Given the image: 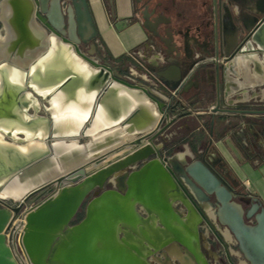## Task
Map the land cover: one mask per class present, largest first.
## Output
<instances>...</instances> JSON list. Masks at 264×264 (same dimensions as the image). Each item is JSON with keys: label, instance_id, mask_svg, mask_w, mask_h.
<instances>
[{"label": "water", "instance_id": "obj_1", "mask_svg": "<svg viewBox=\"0 0 264 264\" xmlns=\"http://www.w3.org/2000/svg\"><path fill=\"white\" fill-rule=\"evenodd\" d=\"M3 1L9 13L6 19L0 17V31L4 30L0 41L5 46L0 55V72L4 67L12 68L19 72L21 82L14 88L1 76L0 121L9 122L16 130L14 136L3 133L0 141V264H16L5 233L18 216V224L24 225L21 243L31 264H153L150 257L168 245L178 246L192 264H212L202 251L200 219L193 224L188 221L193 207L213 231L214 225L179 171L154 142L176 119L172 115L174 96L165 100L149 86L123 77L109 61L101 63L92 58L94 43L90 51L80 48L97 36L88 0ZM148 22L142 25L153 30ZM253 25L251 40L237 54L236 44L224 39L223 52L232 57L223 67L225 73L237 56L252 52L253 42L263 54L264 49L257 46L254 36L258 34L259 40L264 41V20ZM55 45L91 72L90 87L97 86L90 103L92 112L72 137L54 132L57 114L52 99L70 87L73 76L53 78V86L46 92L35 91L28 82L37 75V68L48 59ZM166 51L172 54L171 50ZM170 60L172 64L178 62ZM201 63L185 77L184 70L180 71L178 81L172 84H179L177 93L186 82L190 83L188 79ZM112 88L140 98L151 119L145 121L141 114L138 116L131 102L121 116L117 103L109 102V123L103 125L100 119L97 127H92L98 107L105 103ZM40 109L46 116L38 114ZM213 124L212 115L210 136ZM38 127L44 129L40 136L32 133L24 137V130L35 131ZM24 148L27 152H23ZM182 166V173L207 199L214 197L218 224L232 235L243 261L264 264L262 203L256 197L243 198L246 208L237 202L232 189L204 158L184 161ZM105 185L109 187L104 188ZM10 187L16 190L10 191ZM176 190L190 204L182 197H172ZM40 192L46 195L21 211L23 204ZM176 201L185 205V213L177 208ZM82 206L84 216L74 222Z\"/></svg>", "mask_w": 264, "mask_h": 264}, {"label": "flooded vegetation", "instance_id": "obj_2", "mask_svg": "<svg viewBox=\"0 0 264 264\" xmlns=\"http://www.w3.org/2000/svg\"><path fill=\"white\" fill-rule=\"evenodd\" d=\"M191 1L197 4V10L201 13L198 22L195 21V17L185 16V11L181 8L183 3ZM112 2L114 4V0ZM133 2L142 23L148 22V19L152 21L151 24L148 23L156 33L145 29L151 44L163 54V63L172 64L170 59L178 61L172 64L176 74L170 81L171 84L160 85L168 98L174 96L172 115H176L175 121L186 111H191L190 98L198 96L204 85H210L211 92L217 97V103L210 106L208 113L216 114L218 118L224 117V114L236 118L235 122L229 119L226 121L219 140L235 156L244 160L251 158L264 160V94H262L264 83L250 87L242 85L232 90L226 81L227 73L223 70L232 58L223 52L224 39L227 38L229 43L236 44L235 54L246 47V42L251 40L255 28L253 24L264 20V0H133ZM96 39L97 36L88 44L79 46L86 52L92 49L91 44L94 43L96 53L98 46ZM252 44L254 48L251 51L262 56V51L258 50L254 42ZM167 49L171 50L172 54H168ZM196 51L199 52L197 57ZM105 60L108 61L104 57H99L98 61L102 63ZM198 63L201 64L188 79L190 83L186 82L177 93L179 84L175 87L172 84L178 81L180 71L184 70L182 77H185ZM159 65L158 63L153 67L157 77H160L162 70L156 68ZM112 66L116 67L120 74L128 70L127 65ZM244 95L248 98L243 99ZM215 143V141L208 143L200 151L196 149L195 157L204 158L211 170L234 191L238 184L232 179L231 170L223 157L211 152ZM212 197L209 196L208 200L210 201ZM178 203L186 209L181 201ZM193 210L200 221L204 220L196 208L193 207ZM165 247H161L155 255L160 254L161 249Z\"/></svg>", "mask_w": 264, "mask_h": 264}, {"label": "bare ground", "instance_id": "obj_3", "mask_svg": "<svg viewBox=\"0 0 264 264\" xmlns=\"http://www.w3.org/2000/svg\"><path fill=\"white\" fill-rule=\"evenodd\" d=\"M8 13L9 8L7 4L3 0L0 1V17L2 19H6ZM254 39L257 46L260 49H264V41L259 40L258 34L254 36ZM4 47V44L0 41V55L3 53ZM251 65L253 66L252 69ZM226 72V81L227 84L230 85L232 90H236L242 85L250 87L253 85L263 84L264 52L262 56H259L253 52H247L246 54L237 56L227 66ZM65 74L72 75L73 80L70 87L64 89L59 94L55 95L52 99V104L55 106L54 111L57 114V119H55L53 130L57 134H64L72 137L74 136V134H77L79 132V125L83 121L88 120L89 115L92 112V105L90 106V103L94 98V90L97 89V86L90 87L89 80L91 77V72L84 70L82 65L74 61L67 54L64 48L55 45L48 59L40 64V67L37 68V75L31 78L28 82L35 91L46 92L51 90L53 86V78ZM1 76H3L4 79L9 83V85L14 88L20 85L21 77L19 72L12 68L4 67L0 72V90ZM262 94H264V90L262 91ZM128 98L131 99L135 103V105L140 108V114L145 119V121H149L151 119V113L148 107L140 100V98H136L133 95L126 94L125 92L117 88H112L110 90V94L104 101L105 103H102L98 107L94 117V121L92 123V127H97L100 119L102 120L103 125L109 123L106 103H117L120 108V114L121 116H123L127 110L126 104L128 103ZM247 98L248 96L244 95L243 99ZM33 104L34 103H32V105ZM138 119H140V117H138ZM15 130L16 126H12L9 122L0 121V141H2L4 138L3 133H9L11 136H14ZM24 132L25 138L30 136L32 133L36 136H40L44 132V129L42 127H38L35 129V131L24 130ZM31 142L34 141H30V143ZM35 142L41 143L38 140H36ZM23 152H27V149L24 148ZM186 154H190V152L188 150H185L184 152H177L173 156L169 157V162L177 171H179L182 181L191 191L198 204L203 208L208 218L212 219L215 222L216 226L220 228V225L218 224L217 213L215 209H213L210 201L181 171V168H183L182 165L184 163V156ZM9 190L14 192L16 188L10 187ZM172 197H182L188 204H190L188 199L179 190L174 191ZM197 219L198 216L193 210V212L188 216V221L190 222V224H193L197 221ZM220 234L223 239L227 240L228 242H234L232 235L229 233V231L226 230V228L222 230ZM160 256H162L164 260L161 259ZM160 256L159 254L151 256L150 260L158 264H171L172 260L179 261L180 264H192L190 258H188L185 253L176 245L166 246L165 251L160 252ZM240 264L246 263L242 260Z\"/></svg>", "mask_w": 264, "mask_h": 264}, {"label": "crops", "instance_id": "obj_4", "mask_svg": "<svg viewBox=\"0 0 264 264\" xmlns=\"http://www.w3.org/2000/svg\"><path fill=\"white\" fill-rule=\"evenodd\" d=\"M88 3L97 29V47H101L107 56L104 57L105 54H103L104 56L100 57L106 58L115 66H128L130 63L128 60L130 59L126 53L128 50L136 48L140 51L142 58H144L146 54H152L150 63L152 66L156 65L157 58H159L160 55L159 53H156L149 40L148 32L142 25V20L135 9L133 0H114L115 19L113 21L110 20L108 13L106 12L103 0H88ZM184 15L190 18L195 17L196 22H198L201 17L199 11L197 14L193 13L192 15L188 14V12H184ZM94 52L93 55H91L92 58L99 60V57L96 56L97 52ZM118 57H121V59L118 60ZM169 59L170 58H168V60ZM159 62L160 65L159 67L156 66V68L162 69L161 72L164 74L160 77L165 83H169L172 81V78L176 73L172 69L173 67L171 64L163 63V61ZM151 90L156 92L155 88H151ZM156 93L161 96L160 93ZM127 101L134 105L133 109L138 110V116H140V108L137 107L131 99L128 98ZM191 102L192 101H190V103ZM199 110L201 109L194 108L193 110L191 109V111H186V113L195 111L194 113L198 114L203 122L204 116L200 115L203 114V112H200ZM211 119L212 117L209 119L210 124L208 126V133L210 131ZM199 125L203 128L202 124L199 123ZM223 127L224 123L222 120H219L217 116L214 117L212 136L215 137L217 144L220 143L222 145L224 150L216 143L215 146L220 151V156L223 157L227 166L231 170V177L238 184L237 188L239 186L243 189V191H238L236 194L238 196L242 194L243 198L256 197L264 206V160H244L241 157L232 154L231 151L226 149L224 144L219 140Z\"/></svg>", "mask_w": 264, "mask_h": 264}, {"label": "rangeland", "instance_id": "obj_5", "mask_svg": "<svg viewBox=\"0 0 264 264\" xmlns=\"http://www.w3.org/2000/svg\"><path fill=\"white\" fill-rule=\"evenodd\" d=\"M181 8L188 12V14H197L198 13V6L197 4L191 2L183 3L181 5ZM2 27V24L0 23V28ZM0 34H4V30L0 31ZM105 54L104 50L101 47H97V53L96 56H104ZM151 56L152 54H149L143 58L145 63L148 64L151 62ZM104 57H107L106 54ZM130 64L133 65L131 60H128ZM149 65V64H148ZM151 66V65H149ZM190 100L192 101L189 105L190 109L194 108H200V112H203V114H200L201 116H204L203 122L201 121V118L198 116V114L194 112H185L184 115H182L180 118H178L175 122H173L170 126H168L158 137L154 142L157 145H160L161 147V154L165 157H171L177 152H184L185 150H188L190 152L189 154H186L184 156L185 162H191L193 158L195 157L196 152H194L191 148V143L195 145V148L197 150H203L204 147L208 144L210 137L212 138V141H215L214 136H210L208 133V123L211 115L217 116L213 113H208V109L210 106L215 105L217 103V97L213 92H211V86L210 85H204L203 89H201V92L196 97H191ZM31 112V110H29ZM230 113V111H228ZM39 115L46 116V113L40 109L38 112ZM235 122L236 118L235 116H231L229 114H224V117L219 118V120H222V122L225 124L227 120ZM202 124V126L199 125ZM229 129V128H228ZM187 139L189 142H184L182 139ZM229 138V137H228ZM9 141L8 138H5ZM85 138L82 139L84 141ZM216 142V141H215ZM217 144V143H216ZM219 147H221L223 150L224 148L220 143H218ZM211 152L215 153L216 155H220V151L217 149L216 146H213L211 149ZM193 155V157L191 156ZM109 187V185H105L104 188ZM243 191L242 187L236 188V190L232 191L235 196V200L237 202H240L243 204V206L246 208L248 204L246 205L243 200V195L241 194L238 196L235 192ZM44 196V193L40 192L38 194H35L34 196L30 197L27 201V205L31 204L32 202L39 201ZM92 196V194L90 195ZM248 198V197H247ZM9 204L13 205L14 203L9 201ZM210 203L212 204L213 209H215L216 201L214 197L211 198ZM175 205L178 207V209L182 212H186V209L184 206H182L177 201L175 202ZM84 206V205H83ZM82 206V207H83ZM209 221L215 225L214 229L215 231L211 230L207 223L204 220H201L198 229L201 234L202 240V251L206 254L207 258L210 260L212 264H240V262L243 260L242 256H239L237 254L238 250L234 242L230 243L227 240L223 239L221 237L220 233L222 230L225 229L224 226H220L218 228L215 224V222L208 218ZM218 234V235H217ZM220 236V237H219ZM234 243V244H233ZM166 248V247H165ZM165 248L161 249L162 251H165ZM160 256V254H159ZM161 259L164 260L162 256H160ZM153 264H158L156 262H153ZM171 264H180L179 261L172 260Z\"/></svg>", "mask_w": 264, "mask_h": 264}, {"label": "built area", "instance_id": "obj_6", "mask_svg": "<svg viewBox=\"0 0 264 264\" xmlns=\"http://www.w3.org/2000/svg\"><path fill=\"white\" fill-rule=\"evenodd\" d=\"M154 50L156 51V53H159L160 55V57L157 58V61H156L157 62L156 64H158L160 63L159 61H163V58H162L163 54L156 48H154ZM198 53L199 52L197 51L195 52V57L198 56ZM126 54L128 58L132 61L133 65L130 63L128 64V70L127 72L122 74L123 77H125L129 81H133L135 83H140L142 85L155 88L156 89L155 91L160 93L163 99L167 100L168 96L160 88V85H164L165 82L162 80L161 77L156 76L155 72L153 71L154 65L152 66L151 63H148L151 66L146 64L144 59L142 58L140 51L136 48L128 50ZM96 60L98 61V59ZM45 195L46 194L44 193V196ZM37 202H32L29 205L26 204L27 202L24 203L21 208V211L27 209L31 205L36 204ZM16 205H17V202L13 204V206H16ZM20 220L21 219L19 216L15 220H13L8 231L5 233L6 244L8 245L11 251L12 259L14 260L16 264H31L29 259L26 256V253L21 243V236L24 231V225L18 224Z\"/></svg>", "mask_w": 264, "mask_h": 264}, {"label": "trees", "instance_id": "obj_7", "mask_svg": "<svg viewBox=\"0 0 264 264\" xmlns=\"http://www.w3.org/2000/svg\"><path fill=\"white\" fill-rule=\"evenodd\" d=\"M103 1H104L105 9L108 13V16H109L110 20L113 21L115 19L114 4H113V2H110L108 0H103ZM120 59H121V57H118V60H120ZM209 124L210 123H208V126H209ZM182 140L184 142H189V140L184 139V138ZM191 148L194 152L196 151L195 145L193 143H191ZM250 160H252V158ZM83 216H84V207H82V209L77 213L74 222L79 221Z\"/></svg>", "mask_w": 264, "mask_h": 264}]
</instances>
